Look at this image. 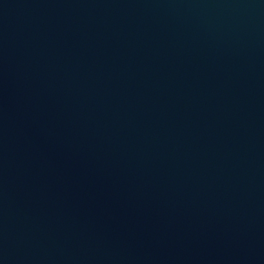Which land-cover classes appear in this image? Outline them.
<instances>
[{"label":"water","instance_id":"obj_1","mask_svg":"<svg viewBox=\"0 0 264 264\" xmlns=\"http://www.w3.org/2000/svg\"><path fill=\"white\" fill-rule=\"evenodd\" d=\"M0 264H264V100L87 0H0Z\"/></svg>","mask_w":264,"mask_h":264}]
</instances>
